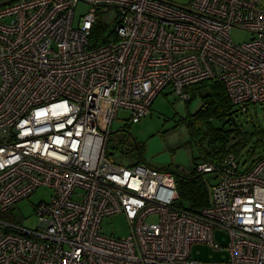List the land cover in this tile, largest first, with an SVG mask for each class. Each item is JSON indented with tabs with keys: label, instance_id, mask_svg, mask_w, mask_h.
<instances>
[{
	"label": "built area",
	"instance_id": "2783aa9c",
	"mask_svg": "<svg viewBox=\"0 0 264 264\" xmlns=\"http://www.w3.org/2000/svg\"><path fill=\"white\" fill-rule=\"evenodd\" d=\"M234 29L250 40L234 43ZM203 81L241 112L264 103V0H0V215L52 192L36 229L0 220V264H264V157L244 172L231 153L198 164L218 180L194 213L175 205L169 172L106 155L121 111L136 124L163 91L188 102ZM120 214L129 235L101 234ZM193 245L223 258L196 261Z\"/></svg>",
	"mask_w": 264,
	"mask_h": 264
},
{
	"label": "rangeland",
	"instance_id": "374dc122",
	"mask_svg": "<svg viewBox=\"0 0 264 264\" xmlns=\"http://www.w3.org/2000/svg\"><path fill=\"white\" fill-rule=\"evenodd\" d=\"M168 1L183 5L188 2V0ZM84 11V6L76 10L75 25L78 16ZM112 18V13L103 18V21L108 23L106 36L115 26ZM230 36L237 44L247 42L251 38L249 32L239 29H234ZM188 94L190 97L191 93ZM203 105L204 100L198 93L185 102L170 94L169 90H165L154 99L149 114L136 124H131L127 120L128 115L121 111L118 118L112 122L106 137L107 157L121 167L144 164L169 172L176 182L180 175L189 176L195 165L203 163L205 152L211 150V146L199 138L204 128L202 125L204 118L200 117L194 124L197 129L194 137L191 136L187 126ZM226 120L234 124L231 127L226 126V129H232L228 134V143L237 145L234 154H231L236 157L238 171H247L254 162L264 157V103L248 106L243 114L231 113L225 117ZM201 178L211 192L212 186L218 180L216 173H205ZM51 194L48 188L36 189L27 199L17 203L11 211L0 215V220L21 225L29 230L36 229L38 222L34 214L35 207L40 203L49 202ZM181 202L183 207L187 206L183 200ZM157 219V215H151L146 222L156 223ZM129 232V225L121 214L105 217L100 223V233L108 237L122 239L128 236Z\"/></svg>",
	"mask_w": 264,
	"mask_h": 264
},
{
	"label": "trees",
	"instance_id": "16d2710c",
	"mask_svg": "<svg viewBox=\"0 0 264 264\" xmlns=\"http://www.w3.org/2000/svg\"><path fill=\"white\" fill-rule=\"evenodd\" d=\"M104 27L98 24L92 31L90 42L92 45L97 44L102 40V32ZM186 92L191 93L193 96L195 93L201 96L204 100V105L201 107L199 112L191 119L188 123V130L191 136H195L197 129L194 124L202 117L204 118L202 125L201 138L204 142H207L211 146L209 152H205L203 157V163L212 164L218 167L222 164L224 157L233 153L237 145H230L228 138L232 129H226V126L231 127L234 125L227 120L225 117L231 113L243 114L240 109L232 105L228 98L225 87L220 82L214 81H203L197 83L186 89ZM189 97V100L191 99ZM216 123L214 125V123ZM236 127V126H235ZM199 133V131H198ZM198 138V139H199ZM203 173H199L196 170V165L189 176H179L177 182L174 178L175 188L178 195V199L175 203L176 206L188 210L190 212L198 213L200 210L206 208L210 204V192L205 182H203L201 176ZM183 200L187 206L183 207Z\"/></svg>",
	"mask_w": 264,
	"mask_h": 264
},
{
	"label": "crops",
	"instance_id": "0c3cea01",
	"mask_svg": "<svg viewBox=\"0 0 264 264\" xmlns=\"http://www.w3.org/2000/svg\"><path fill=\"white\" fill-rule=\"evenodd\" d=\"M218 237L223 238L221 234L218 235ZM190 257L200 262H216L221 260L223 258V255L221 253L211 250L207 246L193 245L190 248Z\"/></svg>",
	"mask_w": 264,
	"mask_h": 264
}]
</instances>
